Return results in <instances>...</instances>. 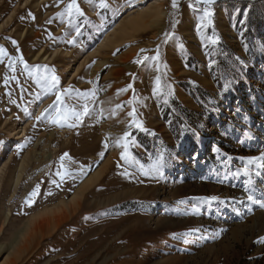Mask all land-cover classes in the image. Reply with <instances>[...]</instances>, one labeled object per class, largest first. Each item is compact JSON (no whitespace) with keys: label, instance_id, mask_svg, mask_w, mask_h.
Wrapping results in <instances>:
<instances>
[{"label":"rangeland","instance_id":"obj_1","mask_svg":"<svg viewBox=\"0 0 264 264\" xmlns=\"http://www.w3.org/2000/svg\"><path fill=\"white\" fill-rule=\"evenodd\" d=\"M72 3L0 0V264L28 220L68 201L109 158L80 207L15 264H264V207L248 199L264 201L253 91L264 77V0H75L80 12L69 14ZM158 6L160 25L108 47L122 23ZM164 89L193 122L171 124ZM56 94L61 111L88 113L52 123ZM219 141L239 155L219 157Z\"/></svg>","mask_w":264,"mask_h":264},{"label":"bare ground","instance_id":"obj_2","mask_svg":"<svg viewBox=\"0 0 264 264\" xmlns=\"http://www.w3.org/2000/svg\"><path fill=\"white\" fill-rule=\"evenodd\" d=\"M163 17L162 6L148 9L130 17L108 37V47L115 48V46L121 45L124 41L131 40L140 32L160 25ZM111 160L109 158L105 165L83 182L68 201H60L55 206L45 209L43 213H39L28 220L15 236L12 245V256L7 257L3 264H15L20 255L34 246L35 242L38 241L37 239L52 233L73 211L77 210L87 190L108 169Z\"/></svg>","mask_w":264,"mask_h":264},{"label":"trees","instance_id":"obj_3","mask_svg":"<svg viewBox=\"0 0 264 264\" xmlns=\"http://www.w3.org/2000/svg\"><path fill=\"white\" fill-rule=\"evenodd\" d=\"M260 82L262 83L260 85V88L258 89H253L254 91V100L260 102V106H257L256 109H258L257 111H261L264 112V77L260 80ZM198 92H200V90H198ZM161 96H162V102H163V108L165 109V115L170 116L171 119V124L174 125H178L181 122L184 123H189V122H193V115L190 113V111L188 109L185 108V106L178 100V98L176 97L175 94H173V92H169L168 89H164L161 92ZM259 123L263 124V122H261V117H259ZM181 126V125H180ZM227 128V127H226ZM224 128V129H226ZM174 130V128H173ZM223 131L225 130H218V136L223 133ZM237 131H241V128H236V132ZM175 131V136H176V140L179 141L180 136L178 135V132ZM139 142L140 144H145V147H149L148 140L143 138V132H140L139 134ZM151 140V139H150ZM154 140V139H152ZM187 143L188 145H190V147H193L195 144L193 143L192 140H190L189 138L187 139ZM218 146H220L221 148V152L219 153V157L220 156H226L227 159H234L237 155H239L237 153V149H239V147L233 146V148H231L226 141H219ZM153 147V146H151ZM153 151V149H151ZM213 151V150H212ZM211 151V152H212ZM210 152V154L208 155V157L213 158L214 154H212ZM162 156V153H160ZM212 165L215 166L214 161L212 162ZM122 207H125L124 205ZM198 230L195 231V233Z\"/></svg>","mask_w":264,"mask_h":264},{"label":"snow or ice","instance_id":"obj_4","mask_svg":"<svg viewBox=\"0 0 264 264\" xmlns=\"http://www.w3.org/2000/svg\"><path fill=\"white\" fill-rule=\"evenodd\" d=\"M205 3H208V4H211L212 3V0H204ZM176 0H173V7H176ZM75 9L77 12H80V9L78 7V5L75 3V0H73V3L70 4L68 6V12L69 14L71 13V11ZM82 14V13H81ZM211 14L207 11H205V16H210ZM203 20V18H202ZM167 35V34H166ZM213 42H216V41H213ZM5 50L0 47V53H4ZM139 63V61H137ZM54 72V70H52ZM59 80H58V77H56L55 75H52L50 77V82L48 81V78L46 77L45 78V86H46V93L45 94H49L51 89L53 88H56L57 84H58ZM39 83V81H38ZM157 85H159V79H157ZM122 91H126L125 90H122ZM84 97H87L88 95H94V93H84V94H80ZM60 101V95L59 94H56V102H54V105L50 106V109H45V112L48 113V116L47 118L54 124H57L61 127L64 126L65 122H67L69 119H76V120H79L80 117H82L83 115H86L88 113V107L87 105H84L83 106V111L82 112H76L74 110H66V111H61L60 109V105H59V102ZM135 111V110H133ZM45 115V113H41V116L37 117V119H41V117H43ZM129 115H132V113H129ZM69 127H72L74 125L72 124H69L68 125ZM135 126L138 127V128H142V123L141 122H138L136 121L135 122ZM129 134L126 132L124 134V137L121 138V140L125 139ZM107 146V145H106ZM125 147V151H127V145L124 144L123 145ZM68 154H65V156L67 157ZM121 158L124 159L125 158V154L122 152L121 153ZM259 159H264V157H261ZM62 161H63V158H62ZM250 163L253 162V161H249ZM61 167H63V163L61 165ZM141 168L143 169V166H141ZM145 175H148V172L145 171L144 172ZM57 175H61V173H57ZM67 175H70L67 171L64 173V176H67ZM125 175H127V173H125ZM64 176L61 177V179L63 180L64 179ZM55 183V181H54ZM58 186V185H57ZM38 187L37 186V189L34 190L30 195L31 196H35L37 195V192H38ZM248 199L250 201H253L254 203H259L261 205V207H264V201H259V200H256V198L254 197V195L252 194H249L248 195Z\"/></svg>","mask_w":264,"mask_h":264},{"label":"water","instance_id":"obj_5","mask_svg":"<svg viewBox=\"0 0 264 264\" xmlns=\"http://www.w3.org/2000/svg\"><path fill=\"white\" fill-rule=\"evenodd\" d=\"M202 1H204V0H202ZM215 1H219V0H212V2H215Z\"/></svg>","mask_w":264,"mask_h":264}]
</instances>
